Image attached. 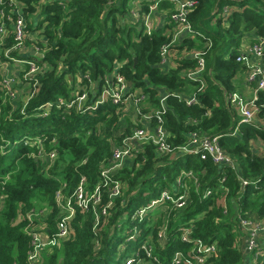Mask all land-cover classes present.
I'll return each instance as SVG.
<instances>
[{
	"label": "trees",
	"instance_id": "16d2710c",
	"mask_svg": "<svg viewBox=\"0 0 264 264\" xmlns=\"http://www.w3.org/2000/svg\"><path fill=\"white\" fill-rule=\"evenodd\" d=\"M17 1L23 5L27 29L32 27L43 36L26 43L38 45L44 53L42 57L30 52L9 54L41 67L20 86H27L25 105L24 100L14 101L0 76V264H28L31 228L45 223L48 235L55 233L56 192L66 184L62 193L70 195L82 178L87 197L99 186L100 202L74 206L67 237L43 254L42 264H125L133 253L130 250L139 252L141 264H172L174 252L190 246L181 240L182 227H190L193 238L216 242V256L209 264H264V241L260 240L262 253L253 262L252 257L246 258L237 233L240 218L264 221V91L257 92L258 111L251 122H241L228 100V94L236 91V75L245 69L236 61L243 38L248 32L253 33V41L264 38V0H197L188 18L199 35L185 37L170 48L205 49V87L200 91L199 82L184 73L195 68L194 58L176 57L172 68L160 64V48L171 36L165 26L146 34L142 22L130 16L132 0ZM150 3L141 0L140 13L147 12ZM159 8H170V4L161 1ZM37 11L39 17L30 22ZM0 42V61H5V49L15 42L9 22ZM114 73L130 82L132 89L147 94L146 102L154 107H159V94H167L163 121L172 147L186 143L192 133L219 136L220 146L236 168L216 165L199 154L159 156L147 143L132 151V160L127 158L110 175L109 183H100L104 179L101 169L108 165L113 146L143 122L136 119L122 128L121 106L109 99L82 112L56 102L70 99L75 88L85 91L92 102L101 92L104 77ZM190 89L196 92V101L186 104L183 95ZM47 102L52 105L45 111L42 106ZM37 139H43L44 150L57 151L47 171L36 158ZM257 142L260 148H255ZM183 171H193L200 183L198 191L189 183L191 202L186 207L170 208L156 219L152 213L140 222L131 221L136 208L162 189H173L175 177ZM240 178L248 183L242 186ZM115 181L120 182L121 193L111 198ZM207 187L216 192L202 198ZM223 194L224 203L219 200ZM109 201L113 205L103 214ZM31 212H39L33 220ZM163 217L166 240L160 241L157 232ZM132 233L136 239L128 240ZM145 240L152 248L151 257L141 248Z\"/></svg>",
	"mask_w": 264,
	"mask_h": 264
},
{
	"label": "built area",
	"instance_id": "2783aa9c",
	"mask_svg": "<svg viewBox=\"0 0 264 264\" xmlns=\"http://www.w3.org/2000/svg\"><path fill=\"white\" fill-rule=\"evenodd\" d=\"M51 0H41L46 2ZM141 0L131 1L130 16L134 21H141L143 30L146 34H151L155 29L153 24L154 12L159 9V3L161 1H168L170 8L165 9V15L170 25L173 24L174 30L168 31L171 40L168 44H164L160 48V64L168 66L167 68L174 67V60L176 53L170 48L171 44L179 41V37H191L199 35L191 25L189 21V14L197 3V0H146L151 2L149 4V10L145 13H140ZM0 4L3 5L0 8V41H2L7 33V22L10 23L14 44L5 49L4 55L7 58L5 61H0V76L2 78V84L7 89L8 94L15 99L16 88L25 85V80L34 76L41 67L36 62L30 59H17L10 54L11 51H16L18 54L30 52L31 54H37L42 57L44 50L36 44L28 45L27 39L30 40L31 35L26 27V19L23 15V5L17 0H0ZM39 8V7H38ZM228 7L224 8V11H228ZM11 13L15 15L14 19H11ZM182 38V39H183ZM1 44V42H0ZM206 47L210 46V43L205 44ZM25 54V55H26ZM205 49L195 48L191 50L184 49V54L181 57H191L196 60V66L193 69L185 70V75L198 81L199 85L197 91H200L205 87V81L202 77V73L205 70ZM22 63L21 69L14 74L2 75V67L8 62ZM236 61L245 66L246 81L254 85V91L251 98H245L241 94L232 92L228 94V100L236 107L238 114L240 115L241 122H251L255 120L258 106L256 104L257 92L259 90L264 91V38H258L255 41L250 39L249 41L243 40L236 56ZM87 76V75H86ZM85 76V77H86ZM89 79V78H88ZM15 89V91H14ZM79 88H75L74 94L70 99H58L57 106H64L65 109L73 108L75 111L82 112L86 109H94L97 105L104 103L107 99L112 103L120 105V110L124 108V105L130 99H132L137 119L143 122V126L135 128L130 136L122 139L120 144H115L112 148V155L107 166L101 169V175L103 180L100 182L103 185L109 183L110 175L115 173L123 166L124 161L130 158L133 154L132 151H139L140 145L152 144L155 147L159 156H168L171 158L176 154H199L201 159H210L216 165H227L232 169L236 168L234 160L224 151L219 144V136H213L209 134L197 135L192 133L186 143L172 147L168 143L169 133L164 126L163 114L166 108V93L159 94V107L151 108L147 111H142V104L148 99V95L139 92H135V89L131 88L129 82L125 78L117 73L111 76H105L101 87V92L92 102H88V94L83 91L79 92ZM29 98L28 93L24 99V105ZM186 104H191L196 101V92H193L189 97H183ZM52 105L47 102L42 107L45 111ZM121 115V111H120ZM154 120V124L152 122ZM43 139L34 140V145L37 148L36 158L40 159L44 163V170L47 171L57 158V151L51 149L49 151L44 150L42 144ZM137 144V145H136ZM242 186H245L248 181L240 178ZM195 187V191H198L200 186L198 176L193 171H183L174 179V188H164L160 191L158 196L149 200L146 204L136 208L130 215L131 221L140 222L150 214L151 217L156 219L157 215L167 214L169 209H183L191 202L190 184ZM66 184H63L56 192V201L59 206L58 220L56 222L55 233L48 235L47 226L45 223L36 224L31 228L32 231V249L28 252L27 261L28 264H42L43 254L45 252H52V247L55 246L59 240L67 237L68 235V220L74 213V206L85 208L88 203H92L95 206L100 202L101 193L100 188L97 185L94 192L88 197L84 190V178H82L78 186L73 190L70 195H63L62 190ZM216 190L213 187H207L202 192V198H206L212 195ZM121 193V184L119 181H115L110 188L109 195L111 198L119 196ZM224 196V194L222 195ZM74 199L75 203H72ZM113 205L112 201H109L103 208L102 213H106L107 207ZM224 206V212L226 206ZM41 212V211H40ZM157 212V213H156ZM39 212H31L29 218L33 220L34 216L37 217ZM164 218V217H163ZM33 222V221H32ZM166 221L162 223V227L157 232V238L160 241L166 240ZM181 240L190 244L186 251L178 250L174 252L171 262L172 264H209L212 257L216 256V242H205L201 238H193L192 230L190 227H182ZM239 231L244 235H238L241 240L243 250L246 255L252 257V261L255 262L262 253L260 250V240H264V221H256L253 219L240 218L238 224ZM239 234V233H238ZM128 240L136 239V234L132 233L128 236ZM144 253L147 257H151L152 248L148 245L147 241L141 245ZM155 259V257H154ZM141 264L142 259L139 256L138 251H134L132 255L128 256L125 260V264ZM145 264H151L150 261Z\"/></svg>",
	"mask_w": 264,
	"mask_h": 264
},
{
	"label": "crops",
	"instance_id": "0c3cea01",
	"mask_svg": "<svg viewBox=\"0 0 264 264\" xmlns=\"http://www.w3.org/2000/svg\"><path fill=\"white\" fill-rule=\"evenodd\" d=\"M139 1V0H138ZM165 9L166 8H159L157 11L154 12V19H156V16H157V19H158V22H157V26H155V28L157 27H164L165 26V22H167L169 24V22L167 20H164L165 19ZM170 25V24H169ZM171 26V30L169 31H173L174 30V26L173 24L170 25ZM167 30V29H166ZM183 38V36L179 37V40H181ZM252 38H254L253 36V33L252 32H248L245 37L243 38V40L245 41H249L250 39L252 40ZM34 38L31 36L30 40H33ZM31 47V46H30ZM5 66V67H4ZM2 68V72L5 74V73H11L12 70H14L15 72L21 67V64H16L13 62L12 65H7V63H5ZM169 67V65L167 66H164V68H167ZM14 72V73H15ZM235 86H236V92L241 94L242 96H244L245 98H251L252 95H253V91H254V85L253 84H250L246 81V73L245 71L243 72H240L236 75L235 77ZM140 90L139 89H135V92H139ZM192 89H190V93L188 95H183L184 97H189L192 95ZM163 93V92H162ZM129 105H130V108L133 109L134 112H136V109H135V106H134V103L132 101V99H130V101L127 102ZM127 103H126V106H127ZM149 107V108H148ZM151 108H154L153 105H148L147 106V109H151ZM134 117V118H133ZM137 114L135 116H132V118L134 120L137 119ZM133 120V121H134ZM259 143V142H257ZM260 144V143H259ZM261 145V144H260ZM247 258L249 255H246Z\"/></svg>",
	"mask_w": 264,
	"mask_h": 264
},
{
	"label": "rangeland",
	"instance_id": "374dc122",
	"mask_svg": "<svg viewBox=\"0 0 264 264\" xmlns=\"http://www.w3.org/2000/svg\"><path fill=\"white\" fill-rule=\"evenodd\" d=\"M141 2V1H140ZM39 17V11H37V12H35L34 14H32V17L29 19V21L31 22V20H33V19H37ZM130 18V17H129ZM155 17H153V24H154V27L155 26H157L156 24H157V22H158V19H157V16H156V19H154ZM133 20V19H132ZM164 20H167V16L165 15V19ZM134 21V20H133ZM165 27H166V31L168 32L169 30H171V26L167 23V22H165ZM29 32L30 33H32L31 34V36L33 37V38H35V39H38V40H40L41 38H43V36L41 37L40 36V34H39V31L37 30V32H36V30H33L32 29V27H30L29 28ZM30 46V45H29ZM172 51L174 52L175 51V53H176V55H175V57H173V60H177V58L176 57H181V56H183V54H184V48H182V49H179V48H177V47H173L172 48ZM23 55H25L26 54V52H24V53H22ZM34 54V53H33ZM13 64V62H8L7 63V65H12ZM17 64V63H16ZM18 64H21V65H23L22 63H18ZM5 67V66H4ZM3 68V67H2ZM20 69H21V67H20ZM19 69V70H20ZM18 70V71H19ZM14 70H12L11 71V73H2V75L4 76V77H6L7 75H11V74H14ZM26 88H27V86H23V87H17L16 88V97H15V99H14V101H16V102H19L20 100H24L25 98H26V96H27V93L28 92H26ZM14 91H15V89H14ZM149 105V102H145V103H143L142 104V108H147V106ZM121 117H120V125H121V127L122 128H124L127 124H128V122L129 121H131V122H134L135 120L132 118V116H135L136 115V112H134L133 111V109L132 108H130V105L127 103V106L126 105H124V108H122L121 110ZM134 120V121H133ZM255 148H260V146H259V143H255ZM134 156L132 155L131 157H130V160H132V158H133ZM132 162V161H131ZM223 196L219 199L222 203H224V200H223ZM158 216V215H157ZM156 216V217H157ZM238 235H240V236H243L244 235V233L241 231V232H239V234ZM264 241V240H263ZM123 247V246H122ZM131 251L132 252H134L133 250H130L129 251V253H131ZM246 256V255H245ZM247 258V257H246Z\"/></svg>",
	"mask_w": 264,
	"mask_h": 264
},
{
	"label": "water",
	"instance_id": "95a60500",
	"mask_svg": "<svg viewBox=\"0 0 264 264\" xmlns=\"http://www.w3.org/2000/svg\"><path fill=\"white\" fill-rule=\"evenodd\" d=\"M129 84H130V82H129Z\"/></svg>",
	"mask_w": 264,
	"mask_h": 264
}]
</instances>
